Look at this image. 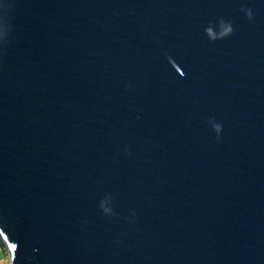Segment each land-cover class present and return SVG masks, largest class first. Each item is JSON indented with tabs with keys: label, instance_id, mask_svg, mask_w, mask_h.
<instances>
[{
	"label": "water",
	"instance_id": "1",
	"mask_svg": "<svg viewBox=\"0 0 264 264\" xmlns=\"http://www.w3.org/2000/svg\"><path fill=\"white\" fill-rule=\"evenodd\" d=\"M7 2L10 264H264V0Z\"/></svg>",
	"mask_w": 264,
	"mask_h": 264
},
{
	"label": "snow or ice",
	"instance_id": "2",
	"mask_svg": "<svg viewBox=\"0 0 264 264\" xmlns=\"http://www.w3.org/2000/svg\"><path fill=\"white\" fill-rule=\"evenodd\" d=\"M15 5L12 3L7 2V0H0V8H3L5 11L0 13V25L7 26L8 25V13L7 9L12 8ZM13 249H15L17 246L12 245Z\"/></svg>",
	"mask_w": 264,
	"mask_h": 264
},
{
	"label": "rangeland",
	"instance_id": "3",
	"mask_svg": "<svg viewBox=\"0 0 264 264\" xmlns=\"http://www.w3.org/2000/svg\"><path fill=\"white\" fill-rule=\"evenodd\" d=\"M11 263V252H9L7 245L0 236V264Z\"/></svg>",
	"mask_w": 264,
	"mask_h": 264
},
{
	"label": "clouds",
	"instance_id": "4",
	"mask_svg": "<svg viewBox=\"0 0 264 264\" xmlns=\"http://www.w3.org/2000/svg\"><path fill=\"white\" fill-rule=\"evenodd\" d=\"M10 8H8L6 11L8 13V10ZM5 10L3 8H0V13L4 12ZM9 35V25L7 26H3L0 25V44L6 42L7 38ZM216 129H217V137L219 138V125H216Z\"/></svg>",
	"mask_w": 264,
	"mask_h": 264
}]
</instances>
